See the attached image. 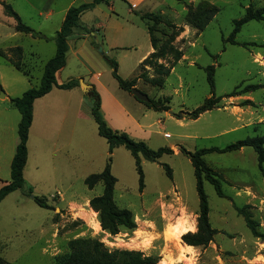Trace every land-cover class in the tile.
Wrapping results in <instances>:
<instances>
[{
  "label": "rangeland",
  "instance_id": "374dc122",
  "mask_svg": "<svg viewBox=\"0 0 264 264\" xmlns=\"http://www.w3.org/2000/svg\"><path fill=\"white\" fill-rule=\"evenodd\" d=\"M1 2L10 5L25 25L47 37L44 40L16 33L13 19L3 14L0 4V52L15 60V51L11 47L20 46L25 57L34 55L30 60L35 66L30 73L33 75L31 82L0 55L2 90L9 97H19L25 90L39 85L44 63L55 53L53 38L58 29L59 12L70 2L77 6L82 1ZM200 2L214 5L218 12L199 32L185 23L184 16L188 7L195 9ZM248 6L260 8L264 6V0H163L160 6H151V10L141 9L150 14L147 23L153 29L157 45L164 44L178 31L172 44L187 57L186 61L174 65L161 88L147 81L155 76L152 68L146 66L143 74L136 70L135 60L148 43L143 28L131 27V33L123 41L124 48L108 49L105 35L113 34L108 31L111 22L125 24V18H129L135 25H142L138 12L134 10L127 17V5L121 0H107L85 11L74 29L82 37L71 42L60 80L66 83L81 78L86 84H102L105 91H94L107 124L104 116L112 120L116 114L114 98L143 127L134 131L129 126L134 137L126 134L144 141L153 150L174 145L178 153L173 154L171 149V154L161 156L156 162L140 157L144 186L139 189L134 158L122 146L113 150L110 167L116 179L113 199L117 207L132 213L136 228L131 231L120 229L118 234L109 235L101 229L97 213L86 205V200L102 193V184L88 189L84 179L99 173L109 156L107 143L97 134L96 124L91 119L90 99H85L81 108L88 116L87 120L78 117L77 98L69 97L63 89H54L36 99L26 144L28 162L24 186L0 202V257L3 260L8 264H54L53 257L67 251L68 241L88 237L99 240L109 251L126 249L158 256L157 264H165L160 262L163 258L170 264H264V242L253 236L237 211L242 207L258 223L257 230L264 233V166L260 172L256 154L249 147L243 148L241 154L237 151L213 152L203 157L205 163L221 176L224 193V197H218L213 186L203 181L209 223L217 231L213 240L204 248H187L181 241V236L186 233L176 241L167 233L180 219L188 221L186 226L191 229L190 233L196 231L198 197L193 168L185 152L222 148L262 134L259 125L264 123V22L245 23L234 38L238 43L253 45L225 42L233 21L240 19ZM49 10L54 15L46 20ZM38 13L41 15L37 16ZM96 22L102 24V30L91 36L89 28ZM96 42L101 43L99 48H95ZM109 60L116 62L121 79L139 76L132 88L145 94L147 99L169 98V118L163 120L162 111L148 109L131 93L119 88ZM159 62L168 67L171 57ZM206 66L214 67L213 97L228 94L237 87L258 85L259 88L231 97L236 100L223 98L199 119H189L187 112L210 97L203 70ZM82 88L88 89L84 85ZM1 105L6 108L2 118L7 126L5 133L18 140L20 114L9 100ZM116 117L121 118V125L128 123L121 116ZM164 164L171 169V177L166 175ZM27 188L31 190L29 196ZM31 196L43 198L53 211L39 207ZM53 214L54 224L50 227Z\"/></svg>",
  "mask_w": 264,
  "mask_h": 264
},
{
  "label": "trees",
  "instance_id": "16d2710c",
  "mask_svg": "<svg viewBox=\"0 0 264 264\" xmlns=\"http://www.w3.org/2000/svg\"><path fill=\"white\" fill-rule=\"evenodd\" d=\"M106 0H92L89 3H82L77 6L70 7L65 14V17L60 25L58 31L54 35L55 53L45 62L43 66L42 75L39 85L37 87L29 88L25 90L21 96L15 98H9V102L19 112L20 121L17 126L18 142L15 148L13 158L10 163V179L0 187V202L10 193L22 189L24 186L23 168L27 161V138L29 128L31 126L33 118V102L46 95L51 91L53 87H57L63 90H69L78 87L77 80L68 81L62 85L56 84V73L65 66L66 53L68 51L67 40L73 34L74 29L78 27L80 15L92 9L94 6L104 3ZM3 8V14L13 19V29L15 32L30 34L34 38H40L47 40V37L43 34L32 30L25 25L20 17L11 8L10 5L4 2L0 3ZM218 10L214 5L206 2H200L196 8L188 7L184 16L186 24L195 28L197 31H202L209 22L215 17ZM150 14H144L141 19L144 21L145 28L149 35V40L153 52L141 62L138 71L141 70L142 74L146 72L145 67L148 66L153 69L154 77H150L147 81L157 88H161L164 84L165 77L170 73V70L181 59L182 53L180 50L174 47L172 44L178 35L173 33L166 40V42L160 46L157 45V40L153 35V29L148 26ZM249 21H263L264 22V6L253 9L248 6L244 15L233 21V28L226 38L225 42L231 45L247 46L253 45V43H238L235 41L236 34L240 31L241 27ZM182 31L181 29L179 32ZM15 51L16 59H10L6 53L0 52V55L4 57L9 64L15 69L20 71L23 75L31 79V70L23 63V53L19 46L12 47ZM167 57H171V63L167 67L159 61L164 60ZM109 65L112 69V76L115 79L119 88L129 92L139 76H135L129 80H123L117 74V64L115 61L109 60ZM206 73V81L210 90V97L206 98L203 103L187 112L189 119H197L201 114L210 111L216 104H218L223 98H231L233 96L242 95L248 91H255L259 88L258 85H248L243 89L235 88L230 93L223 96L213 97L214 95V67L206 66L203 68ZM0 91L2 87L0 85ZM86 98L90 99V113L97 127V134L102 137L108 146L107 160L103 169L99 173L88 175L84 179V184L88 189H92L95 185L102 184V193L99 196H95L88 201L89 207L97 213L100 227L103 231L109 235H116L120 229L134 230L136 223L134 222L132 213L124 208L116 206L113 199V190L116 182L115 177L111 174V154L117 147H124L134 158L135 170L138 177V188L142 189L144 186V176L141 168L140 157L151 162H156L161 156L165 154H171L172 150L168 147H161L153 150L142 141L130 137L125 132L111 129L104 120L100 111V101L97 93L92 89L87 92ZM148 109L154 111H168L169 98H159L157 100L147 99L143 102ZM261 126L262 134L246 137L243 140L230 143L222 148H208L200 149L194 152H185L188 155L190 163L193 168V175L195 179V189L198 197V210L196 212V231L194 233H186L181 236V241L191 247H206L212 240L213 236L217 233L209 223L208 219V203L207 197L203 190V181L209 182L218 197H224V193L221 186V176L209 167L203 157L209 153H225L238 151L242 148H251L257 158V166L260 172H263L264 166V123ZM184 151V150H182ZM165 173L168 177H171V169L164 164ZM27 195H31V190L27 188ZM34 202L41 208L51 209L43 198H33ZM238 213L243 217L246 227L250 230L254 237L264 242V233L257 230L258 223L252 219V216L245 212L244 209L237 208ZM67 251L53 257L54 264H157L160 258L158 256L144 255L140 251L126 250V249H114L109 251L104 245L97 239L78 237L67 242ZM0 264H8L0 257Z\"/></svg>",
  "mask_w": 264,
  "mask_h": 264
},
{
  "label": "crops",
  "instance_id": "0c3cea01",
  "mask_svg": "<svg viewBox=\"0 0 264 264\" xmlns=\"http://www.w3.org/2000/svg\"><path fill=\"white\" fill-rule=\"evenodd\" d=\"M81 1H82V3H88V0H81ZM121 1L124 4L127 5V10H126L127 17H129L131 15V13L135 10V11L138 12V16H139L140 21H143L141 19V16L144 15V14H147L146 11L145 12H141V9H144V10L145 9H149V10H151V8H150L151 6H155V4H158V6H160L162 4V2H163V0H153L152 2H151V0H121ZM188 2H190V1H188ZM72 3L73 2H70V5H68L67 7L63 8L59 12L60 18L58 20V29L60 28V25H61V23H62V21H63V19L65 17L66 11L70 7H73ZM40 15L41 14H39V13L37 14V16H40ZM53 15H54V12L52 10H49L46 13L45 19L48 20ZM83 16H85V12H83L80 15L79 19H81ZM117 22L118 21L111 22L110 30H108V31L112 32L113 34L105 35L106 42H108V47H109L108 49L109 50L112 51L113 49L124 48L123 41L126 40L127 35L129 33H131V30H130L131 27H135L137 29L143 28L142 30H144L143 32L145 33V35L148 38L147 39L148 40L147 41L148 42L147 45L145 46L144 50L140 53V55L135 60L136 70L138 71V68H139V65L141 64V62L143 60H145L153 52V49L151 47L150 40H149V35H148L147 30L145 28L144 21L142 22V25H138V24L135 25L132 21L129 20V18H125V24H123L122 22L121 23H117ZM102 27H103L102 24H100L99 22H96V23L92 24L91 28H89L90 29L89 35L95 36L96 33H100V31L102 30ZM107 29H109V28H107ZM16 33H19V32H16ZM27 35L32 37L30 34H27ZM80 36L82 37L80 32H73V34L67 40L68 51L70 49L71 42L74 41V40H77L78 38H81ZM100 46H101V43L96 42L95 48H99ZM14 47H16V46H14ZM101 50L103 51V48H101ZM22 53H23L22 61L27 66V68L31 70V73H32V71L35 69V66L32 65L30 60H31V58L34 57V55L30 54V55L25 57V53H24L23 49H22ZM102 53H104V51ZM186 60H187L186 55L182 54L181 59L177 63H179L180 61H186ZM189 63L190 64H194V62H192V61H189ZM62 69L63 68H61L55 75L56 84L57 85L64 84V82L60 80V72H61ZM23 76H25V75H23ZM32 76H31V78H32ZM76 80L78 81V84H79L80 80L83 82V80L81 78H78ZM28 81L31 82V79L28 78ZM84 84L89 86V89L87 91H85V89L83 90L82 87L79 84L78 87H75V88H72V89H69V90H64V92L69 97L77 98V105L79 107V109H78V117L84 118L83 120H87L88 116L82 110L83 109L82 107L84 106V101H85V99H87L86 98L87 92L92 90V89L101 92V91H105V88L102 86V84H100L98 82H95V83L91 82V83H87V84L84 83ZM0 85L3 88V84L1 83V81H0ZM54 89H58V88L51 89V91L49 93H47L46 95L52 93V91ZM3 93H4V97L0 98V187H2L5 183L9 182V179H10V163H11V160L13 158V155H14V152H15V148H16V145H17V142H18L17 139L14 140V139H12V137L8 136V133H5V130L7 129V126H6V123L2 120L3 116L5 115L4 112H5L6 108L3 105H1V103L3 104L6 100H9V98H15V97L14 96L13 97H9L7 93H5V92H3ZM230 100H236V99L230 98ZM34 102H33V104H34ZM113 105H114V111L116 113V114H113V119L109 120L107 118V116H104L107 119L108 125L110 126L111 129H113V130L119 129L120 131H124V132L128 133L131 136H133V133L130 132L129 126H132L134 131L136 129L137 130H142L143 129V127L140 124L139 120L134 118L130 113H128V111L119 102L114 100V98H113ZM101 107L103 108L102 110H104L103 105ZM33 108H34V106H33ZM207 112L201 114L197 119L202 117ZM89 113H90V111H89ZM33 115H34V112H33ZM116 115H119L123 119H126L128 121V123L124 122V124H123L124 126L121 125L122 124V123H120V119L121 118H119V117L115 118ZM143 115H145V114H143ZM165 117L169 118L168 111L163 112V120L165 119ZM91 119L93 120L92 116H91ZM32 121H33V118H32ZM159 121H160V119L158 118L157 122H159ZM93 122H94V120H93ZM31 124H32V122H31ZM96 132H97V128H96ZM135 138H137V137H135ZM140 139H143V138H140ZM169 148L173 150V154H177L178 153L176 146L170 145ZM237 152H239L241 154L242 152H244V150L242 148V149L238 150ZM27 162H28V153H27V161H26V164H25V166L23 168V177H24V173H25V168H26ZM70 201L71 200H68L69 203H70ZM88 201L89 200H86V205H88ZM71 206H75V205L71 204ZM50 222H51V225H50V227H51L54 224V214L51 217Z\"/></svg>",
  "mask_w": 264,
  "mask_h": 264
},
{
  "label": "bare ground",
  "instance_id": "6f19581e",
  "mask_svg": "<svg viewBox=\"0 0 264 264\" xmlns=\"http://www.w3.org/2000/svg\"><path fill=\"white\" fill-rule=\"evenodd\" d=\"M3 97V96H2ZM188 222V221H187ZM184 219H180L178 220L173 226H171L168 230V236H170L173 239L178 240L179 237L184 234V233H187L189 232L191 229H188L187 226H186V223H187ZM97 227L98 224H97ZM193 230V228H192ZM185 247L187 248H192L191 246H186ZM187 250V249H186ZM191 250V249H190ZM183 254V253H182ZM161 263H165V264H170L166 261V258H163V260L160 261Z\"/></svg>",
  "mask_w": 264,
  "mask_h": 264
},
{
  "label": "water",
  "instance_id": "95a60500",
  "mask_svg": "<svg viewBox=\"0 0 264 264\" xmlns=\"http://www.w3.org/2000/svg\"><path fill=\"white\" fill-rule=\"evenodd\" d=\"M79 84L81 87L84 85L86 88L89 89V86L85 85L81 80L79 81ZM130 92L138 101L145 102L147 100V96L135 88H131ZM2 96L4 97V93L3 91H0V98H2ZM31 198H33V196H31Z\"/></svg>",
  "mask_w": 264,
  "mask_h": 264
}]
</instances>
